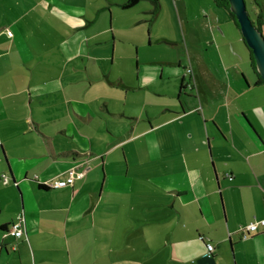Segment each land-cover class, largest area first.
<instances>
[{
	"label": "crops",
	"instance_id": "crops-1",
	"mask_svg": "<svg viewBox=\"0 0 264 264\" xmlns=\"http://www.w3.org/2000/svg\"><path fill=\"white\" fill-rule=\"evenodd\" d=\"M127 1L0 0V264H264V223L242 234L264 218V80L240 27L214 0Z\"/></svg>",
	"mask_w": 264,
	"mask_h": 264
},
{
	"label": "water",
	"instance_id": "water-1",
	"mask_svg": "<svg viewBox=\"0 0 264 264\" xmlns=\"http://www.w3.org/2000/svg\"><path fill=\"white\" fill-rule=\"evenodd\" d=\"M229 4L239 22L241 33L253 52L256 70L264 80V33L250 17L246 0H229Z\"/></svg>",
	"mask_w": 264,
	"mask_h": 264
},
{
	"label": "built area",
	"instance_id": "built-area-1",
	"mask_svg": "<svg viewBox=\"0 0 264 264\" xmlns=\"http://www.w3.org/2000/svg\"><path fill=\"white\" fill-rule=\"evenodd\" d=\"M8 34L12 35V31H8ZM186 73L190 75L193 74L192 69L189 67ZM188 85L191 86V84ZM83 174L84 171H79L75 169L70 170L71 178H74L76 176L81 177ZM4 180L8 181V177L6 175H4ZM68 183L69 180L67 179H56L52 181L46 180L43 182V185L50 188H60L68 185ZM260 223H264V218L259 221H252L247 226H245L242 229L243 237L247 238L248 236H250V232L257 230ZM24 232H25L24 217L20 214L17 217V219L6 228V234H10L15 237H21L24 234ZM206 245H207V253L211 255L214 251V245L211 243H207Z\"/></svg>",
	"mask_w": 264,
	"mask_h": 264
},
{
	"label": "rangeland",
	"instance_id": "rangeland-1",
	"mask_svg": "<svg viewBox=\"0 0 264 264\" xmlns=\"http://www.w3.org/2000/svg\"><path fill=\"white\" fill-rule=\"evenodd\" d=\"M178 2H179V0H178ZM119 10H121V8H118ZM179 7H178V9L177 8H175V6H174V15L173 14H171L170 16H169V19H168V22L166 23V20H164L163 21V28H164V30H166L167 32H169L172 36H174V37H176L177 39H179V41L182 39V30H183V28H182V25H183V23H184V16H182V14L180 13L179 14ZM124 11V10H123ZM108 12V11H107ZM138 15L139 14H135V18H137L138 17ZM144 16V15H143ZM149 22H144V23H140V27L141 26H143V28L145 27L146 29V32H148V26L146 27L145 25L146 24H148ZM157 26V25H156ZM240 32H241V30H240ZM241 47H242V50H245V55H247V58H248V56H249V54H250V51H249V49H248V47L246 46V44H245V42L244 41H242V43H241ZM177 54V57L178 58H181V57H183V54H182V52H181V50L180 49H178V52H176L175 53V55ZM170 55L171 56H174V53H173V51L172 52H170ZM184 61H185V59H184ZM134 64H136V63H134ZM245 65L246 66H248V63H246V61H245ZM118 70V69H117ZM188 88H190V87H188ZM191 89V88H190Z\"/></svg>",
	"mask_w": 264,
	"mask_h": 264
},
{
	"label": "trees",
	"instance_id": "trees-1",
	"mask_svg": "<svg viewBox=\"0 0 264 264\" xmlns=\"http://www.w3.org/2000/svg\"><path fill=\"white\" fill-rule=\"evenodd\" d=\"M138 1H139V0H128L127 2L123 3L122 6H123V7H131V6H134L135 4H137ZM214 3H215L216 5H218V6H221V7H224V8H226V9H228V10L230 11L232 17L235 19L236 24L240 27L239 22L237 21L235 15L231 12V10H230V8H229V6H230V4H229V0H214ZM247 7H248V6H247ZM248 10H249V8H248ZM250 17H251V14H250ZM251 18H252V17H251ZM252 20H253V19H252ZM253 22L258 26L259 29L262 30V28H261V23H260V22H257V21H255V20H253ZM243 40H244L246 46L248 47V45H247V43H246V41H245L244 38H243ZM248 49H249V51H250V56H251V60H252V62H253L254 68L256 69L255 58H254L253 52H252L251 48L248 47ZM5 229H6V228H5Z\"/></svg>",
	"mask_w": 264,
	"mask_h": 264
}]
</instances>
